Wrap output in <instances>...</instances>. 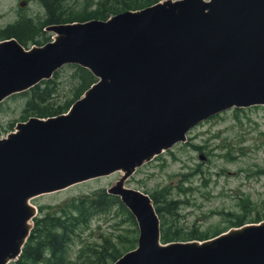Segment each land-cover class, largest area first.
Instances as JSON below:
<instances>
[{
	"label": "water",
	"instance_id": "1",
	"mask_svg": "<svg viewBox=\"0 0 264 264\" xmlns=\"http://www.w3.org/2000/svg\"><path fill=\"white\" fill-rule=\"evenodd\" d=\"M46 30L55 42L29 51L0 41V102L66 65L96 82L66 115L31 117L0 139V264L21 254L36 214L30 199L117 172L107 193L133 216L138 237L113 264H264V222L162 245L152 200L123 185L204 120L264 107V0H164Z\"/></svg>",
	"mask_w": 264,
	"mask_h": 264
},
{
	"label": "rangeland",
	"instance_id": "2",
	"mask_svg": "<svg viewBox=\"0 0 264 264\" xmlns=\"http://www.w3.org/2000/svg\"><path fill=\"white\" fill-rule=\"evenodd\" d=\"M20 1L26 5L20 7ZM99 1L69 0L64 3V11L91 12ZM45 18L46 10L40 0H0L1 31L22 19L30 20L38 29ZM45 33L53 39L54 34ZM36 47L41 46L28 41L24 49ZM76 67L67 65L57 72V90L51 100L54 107L64 105L77 90ZM29 96L30 92L13 94L0 103V138L12 132L17 122L36 117L25 113ZM122 177V172H117L90 179L37 196L29 203L37 209L36 217L58 216V210H66L71 201L94 191H107ZM123 185L149 197L156 196L158 205H162L163 195L173 200L176 209L165 212L166 226L185 242L197 241L198 235L209 239L233 229L239 218L245 225L255 224L257 217L264 221V107L229 109L204 120L186 134L185 142L136 169ZM134 236L137 240L136 223L114 206L107 213L96 214L88 225L74 228L67 246L68 258L71 264H77L81 252L106 238L123 252ZM120 238L127 242H120Z\"/></svg>",
	"mask_w": 264,
	"mask_h": 264
},
{
	"label": "trees",
	"instance_id": "3",
	"mask_svg": "<svg viewBox=\"0 0 264 264\" xmlns=\"http://www.w3.org/2000/svg\"><path fill=\"white\" fill-rule=\"evenodd\" d=\"M68 1L40 0L46 10V18L38 29L30 20L22 19L15 25L1 31L2 35H0V38H14L24 47L27 46L28 41L42 46L50 41L43 31L49 25L86 22L93 19L105 21L112 15L125 11L139 10L163 0H100L94 11L84 13L64 11L66 5L64 3ZM39 35L41 36L40 39L36 40V37ZM76 68L79 81L77 90L71 99L66 101L64 105L57 107H54L51 103L54 92L57 90V83L55 81L57 73H55L54 79L42 81L29 91L30 96L26 104L25 113L27 115L32 113L36 117L44 119L66 113L70 106L95 82V78L87 70L80 67ZM150 198L160 218L161 242L185 241L172 231L170 226H166L165 212L169 213L170 210H175L176 203L173 200H168L166 195H163V201H160L162 205L157 204L158 198L156 196H151ZM114 206L124 211L127 218L135 224L133 217L120 202L119 198L107 194L105 190L94 191L90 195L71 201L66 210L62 208L58 210V216L35 217L33 219V228L22 249L21 255L17 261L11 264H71L67 254V246L71 241L74 228L80 225H88L96 214L107 213ZM255 219H259L256 220L258 222L261 217ZM243 224L245 222L242 223V220L239 218L233 227ZM220 233L218 232L210 238ZM196 239L198 241L207 240L205 236L200 235ZM111 240L110 238H106L99 245L88 247L86 251L78 255L77 264H113L124 253L134 249L137 243L134 236L130 245L123 247V252H119L117 251L116 244H112ZM120 242L126 243L127 241L120 238Z\"/></svg>",
	"mask_w": 264,
	"mask_h": 264
},
{
	"label": "flooded vegetation",
	"instance_id": "4",
	"mask_svg": "<svg viewBox=\"0 0 264 264\" xmlns=\"http://www.w3.org/2000/svg\"><path fill=\"white\" fill-rule=\"evenodd\" d=\"M22 1H20V3H21ZM25 2V1H24ZM20 3H19V6H20ZM25 5H26V2H25ZM21 7V6H20ZM0 32H1V30H0ZM0 35H2V33H0ZM6 38H0V41H3V40H5Z\"/></svg>",
	"mask_w": 264,
	"mask_h": 264
}]
</instances>
